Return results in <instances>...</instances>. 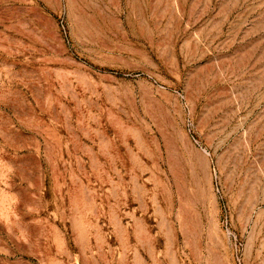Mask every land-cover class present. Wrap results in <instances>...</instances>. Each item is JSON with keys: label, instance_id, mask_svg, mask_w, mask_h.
Listing matches in <instances>:
<instances>
[{"label": "rangeland", "instance_id": "1", "mask_svg": "<svg viewBox=\"0 0 264 264\" xmlns=\"http://www.w3.org/2000/svg\"><path fill=\"white\" fill-rule=\"evenodd\" d=\"M0 264H264V0H0Z\"/></svg>", "mask_w": 264, "mask_h": 264}]
</instances>
